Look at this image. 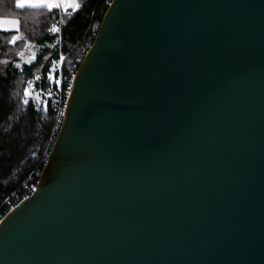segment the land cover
Segmentation results:
<instances>
[{"label": "water", "instance_id": "obj_1", "mask_svg": "<svg viewBox=\"0 0 264 264\" xmlns=\"http://www.w3.org/2000/svg\"><path fill=\"white\" fill-rule=\"evenodd\" d=\"M0 264H264V0H113Z\"/></svg>", "mask_w": 264, "mask_h": 264}, {"label": "trees", "instance_id": "obj_2", "mask_svg": "<svg viewBox=\"0 0 264 264\" xmlns=\"http://www.w3.org/2000/svg\"><path fill=\"white\" fill-rule=\"evenodd\" d=\"M110 1L84 0L80 10L63 12L20 9L16 0H0V18L19 23L18 32H0V208L34 173L41 174L52 149L55 114L49 105H39L35 99L28 103L24 100L28 83L39 75L42 79L37 90H47L50 75L58 80L63 57L66 60L62 72H76L95 40L96 35L91 36L89 29L94 22L101 25ZM17 34L40 47L35 63L20 65L21 42L12 44ZM52 67L57 69L55 74ZM38 180L39 176L33 183ZM2 214L4 217L6 211Z\"/></svg>", "mask_w": 264, "mask_h": 264}, {"label": "built area", "instance_id": "obj_3", "mask_svg": "<svg viewBox=\"0 0 264 264\" xmlns=\"http://www.w3.org/2000/svg\"><path fill=\"white\" fill-rule=\"evenodd\" d=\"M113 0L110 2H107L106 5L108 7L111 6ZM81 7L76 8V10H80ZM74 13V11H71L70 14ZM100 28L99 22H94L93 25H91L89 32L92 35H96L98 30ZM54 30L58 29L57 25L53 26ZM65 59H62V66L59 70V77L57 82H53L51 80H47V82L50 84L49 88L47 90H37V83L41 82V77L38 76L35 77L33 80H31L26 89H25V95L27 103L30 100H37L39 105L46 106L49 105L50 109L55 114V129L54 134L52 136V140L50 142V149L53 147V144L55 142L57 133L60 130L61 124L63 122V118L66 111L67 106V100L69 97V94L72 90L74 78L76 75L75 71L70 70L68 74H64L62 72L63 65L65 63ZM81 62V61H80ZM39 176L40 174L35 175V173L27 180L25 181L20 189L16 191L10 198H8L4 204L0 208V221L4 218L2 211L5 210L6 214L14 210L22 201L29 198L31 195H33L37 190V183H33L35 181V178Z\"/></svg>", "mask_w": 264, "mask_h": 264}, {"label": "rangeland", "instance_id": "obj_4", "mask_svg": "<svg viewBox=\"0 0 264 264\" xmlns=\"http://www.w3.org/2000/svg\"><path fill=\"white\" fill-rule=\"evenodd\" d=\"M26 7H29V8H36L37 7L38 8L40 6H37L36 4H34L33 0H30V3L25 4V6L23 8H26ZM23 8H20V9H23ZM53 8H55V7H53ZM53 8H49V9H53ZM0 20H12V19H1L0 18ZM16 22L17 23L15 25H12L9 23L0 24V32H4V33L18 32L19 23H18V21H16ZM17 42H21V46L23 49V58H22L20 65L35 63L37 61V56L39 55V53L41 51L40 47L37 46L35 43H33L31 40H29V38H24L21 34H17L12 39V44H15ZM62 59H65V58L63 57ZM62 59H61V65L60 66H62ZM56 70H57L56 67L55 68L52 67L53 74H55ZM38 77L40 78L39 75H38ZM48 79L53 81V82H57L55 75H50L48 77ZM23 97H24V100L27 98L25 95V92L23 93Z\"/></svg>", "mask_w": 264, "mask_h": 264}, {"label": "crops", "instance_id": "obj_5", "mask_svg": "<svg viewBox=\"0 0 264 264\" xmlns=\"http://www.w3.org/2000/svg\"><path fill=\"white\" fill-rule=\"evenodd\" d=\"M81 1H83V0H57V2L59 3V7L58 8L55 7L53 9H59L63 12H67L69 10H76V8L81 7V4H82ZM33 2L37 6H40V7H38V9L53 10V9H49L47 6L48 0H33ZM66 4L69 6L66 7ZM73 5H78V7H74ZM26 8H29V7H26Z\"/></svg>", "mask_w": 264, "mask_h": 264}, {"label": "snow or ice", "instance_id": "obj_6", "mask_svg": "<svg viewBox=\"0 0 264 264\" xmlns=\"http://www.w3.org/2000/svg\"><path fill=\"white\" fill-rule=\"evenodd\" d=\"M26 3H30V0H16V7L23 8ZM47 6L49 8L59 7V3L57 0H48ZM69 6L66 4V7ZM74 7H78V5H73ZM9 23L15 25L17 22L15 20H0V24Z\"/></svg>", "mask_w": 264, "mask_h": 264}]
</instances>
